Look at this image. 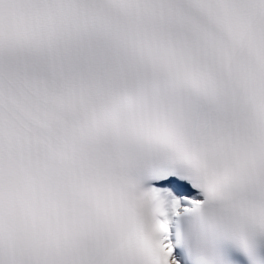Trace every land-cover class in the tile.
Wrapping results in <instances>:
<instances>
[{"label":"snow or ice","instance_id":"snow-or-ice-1","mask_svg":"<svg viewBox=\"0 0 264 264\" xmlns=\"http://www.w3.org/2000/svg\"><path fill=\"white\" fill-rule=\"evenodd\" d=\"M0 264H264V0H0Z\"/></svg>","mask_w":264,"mask_h":264}]
</instances>
